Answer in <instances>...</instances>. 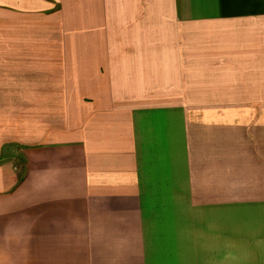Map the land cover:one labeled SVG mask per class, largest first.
Listing matches in <instances>:
<instances>
[{
    "label": "crops",
    "instance_id": "crops-1",
    "mask_svg": "<svg viewBox=\"0 0 264 264\" xmlns=\"http://www.w3.org/2000/svg\"><path fill=\"white\" fill-rule=\"evenodd\" d=\"M0 264H264V0H0Z\"/></svg>",
    "mask_w": 264,
    "mask_h": 264
}]
</instances>
